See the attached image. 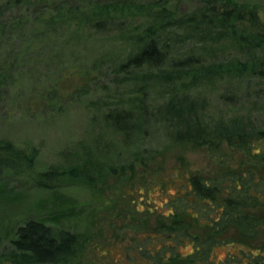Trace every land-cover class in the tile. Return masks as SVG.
Returning a JSON list of instances; mask_svg holds the SVG:
<instances>
[{
    "label": "trees",
    "instance_id": "16d2710c",
    "mask_svg": "<svg viewBox=\"0 0 264 264\" xmlns=\"http://www.w3.org/2000/svg\"><path fill=\"white\" fill-rule=\"evenodd\" d=\"M197 1L201 6L189 11L178 9L181 0L0 3V17H5L0 18V47L7 34L18 33L30 23L34 26L30 33L39 40L66 34L56 43L63 50L84 44L82 35L87 39L107 37L115 50L112 60L118 61L114 75L124 73L118 89L132 74L168 70L166 82L179 83V90L185 92L182 99L190 97L197 103L196 107L189 105L184 114L180 111L182 123L178 124L186 130L179 137L177 132L167 134L171 135L168 143L204 147L217 165L210 175L179 170L149 181L134 169L136 163L142 170L146 168L144 160L149 155H142L149 134L134 128L135 111L133 114L126 105L134 103V110L147 116L146 109L166 103L170 93L157 96L141 84L128 94L133 100L130 103L121 101L116 89L108 99L99 100L96 109L107 110L100 118L115 123L110 124L112 133L127 143L132 152L128 159L96 168V177L83 184L44 186L35 182L47 190H93L111 176L108 189L121 187L122 198L130 197L134 204V217L121 210L108 223L122 243L119 256L108 257L105 246L88 248L89 240L82 234L54 232L41 221L27 220L10 239V251L4 255L8 263L264 264V24L257 7L244 0ZM13 10H22L21 19L26 20L16 21L10 14ZM35 42H28L26 48L35 50L43 44ZM8 62V58L0 60V88ZM211 94L216 99L211 109L220 112L218 117L207 114ZM165 98L168 100L162 102ZM122 122L126 127L119 125ZM132 134L133 142H128ZM66 156L67 151L61 154L62 159ZM137 157L140 161H135ZM10 161H34V154L0 139V176L7 168L18 172ZM57 169V174L65 173L62 167ZM154 192L157 203L166 201L167 209L154 211L136 204L137 198L154 201L150 196ZM151 221L154 225H149ZM187 247L190 250L184 252ZM217 247L226 249L221 258L215 257Z\"/></svg>",
    "mask_w": 264,
    "mask_h": 264
},
{
    "label": "rangeland",
    "instance_id": "374dc122",
    "mask_svg": "<svg viewBox=\"0 0 264 264\" xmlns=\"http://www.w3.org/2000/svg\"><path fill=\"white\" fill-rule=\"evenodd\" d=\"M244 1L257 7L264 24V0ZM200 6L197 0H181L178 9L189 11ZM21 11L13 10L10 14L16 21L26 20L21 19L24 14ZM33 28L28 23L18 33L7 34L0 47V60H9L5 63L6 80L0 88V139L34 154V161H10L18 167V172L7 168L0 176V264H10L4 257L10 251V239L27 220L41 221L54 232L67 230L82 234L89 240L88 248L105 246L108 257L116 259L122 243H118L108 223L113 222L115 214L121 210L129 211L127 215L134 217V208H131L134 204H131L132 198H122L121 187L116 191L108 189L113 183L111 176L93 190L79 187L47 190L38 187L35 181L44 186L83 184L87 178L96 177V168L128 159L132 152L127 143L112 133L110 124L115 123L108 124L100 118L107 110L96 109L99 100L108 99L120 87L118 79L124 73L114 75L118 61L112 60L115 50L105 36L87 39L82 35L84 44L63 50L56 43L63 41L66 34L44 41L30 33ZM30 41L43 44L31 50L26 48ZM168 75V70L156 74L137 73L136 77L132 74L125 86L118 89L119 99L130 103L133 100L128 94L141 84L148 85L149 93L160 96L169 92L171 96L154 110L146 109L147 116L134 110V103L126 105L133 114L135 111L134 128L139 132L147 131L151 145H144L142 156L149 155L144 160L146 168L142 170L136 163L134 169L144 173L149 181L179 170L213 174L217 165L208 158L204 147L168 143L171 135L167 134L177 132L175 136L179 137V133L186 130L178 124L182 121L180 111L183 109L184 114L189 105H197L190 97L182 99L185 92L179 90V83L166 82ZM210 96L207 114L218 117L220 112L211 109L216 99ZM165 100L168 99L162 102ZM119 125L126 127L124 122ZM128 142H133V134ZM66 151L68 156L62 159L61 154ZM137 159L135 161H140ZM50 167L54 168L49 170ZM58 167L63 168V175L57 174ZM39 173L47 175L37 176ZM156 194H150L154 201L137 198L136 204L162 212L168 207L166 201L157 203ZM149 225H154L153 221ZM189 250L187 247L184 252ZM225 251V248H215V257H223Z\"/></svg>",
    "mask_w": 264,
    "mask_h": 264
}]
</instances>
